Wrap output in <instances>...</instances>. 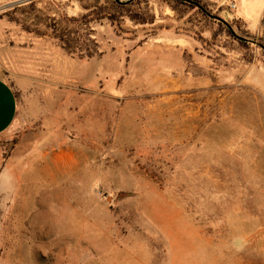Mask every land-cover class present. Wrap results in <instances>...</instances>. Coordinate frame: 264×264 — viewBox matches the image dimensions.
Returning <instances> with one entry per match:
<instances>
[{
	"label": "rangeland",
	"instance_id": "obj_1",
	"mask_svg": "<svg viewBox=\"0 0 264 264\" xmlns=\"http://www.w3.org/2000/svg\"><path fill=\"white\" fill-rule=\"evenodd\" d=\"M85 1L0 0L18 102L0 134V264H264V21L198 0L241 44L142 0L153 24L89 17L99 55L82 59L54 31L94 13Z\"/></svg>",
	"mask_w": 264,
	"mask_h": 264
},
{
	"label": "trees",
	"instance_id": "obj_2",
	"mask_svg": "<svg viewBox=\"0 0 264 264\" xmlns=\"http://www.w3.org/2000/svg\"><path fill=\"white\" fill-rule=\"evenodd\" d=\"M82 3H84V9L85 10H92L91 6L85 1L81 0ZM99 1L97 0L95 2V6H93V9L95 12L86 13L78 18H64L61 22L62 25L55 27V36L56 39L60 42L62 45V48L66 50L69 53H78V56L80 58H87L91 59L99 55L98 50V44L96 40L90 38V35L92 34V28L90 26L91 21H89V17L94 16L97 14V16H100L102 18L108 19L112 24L117 25L119 29L122 28V24L124 20H121L122 18L126 19L128 18L136 25H147V24H153L154 18L150 17L147 18L146 14H149L147 10H145V18L144 15L141 13V7L140 4L142 0H121L123 3L130 2L127 5H120L115 0H103L104 5L99 6ZM193 3H189L187 1L183 0H170V4H173V7L176 9H182L185 7H190L192 9L197 10V12L207 18L209 17L205 12H203L198 6L195 5V3L200 4L202 7H204L207 11L208 9L201 4L198 0H190ZM147 2V1H145ZM209 12V11H208ZM93 13V14H92ZM220 17V16H219ZM210 18V17H209ZM223 19L222 17H220ZM224 20V19H223ZM67 22L66 25H63V22ZM218 22V24L222 27L225 26L224 23L215 20ZM226 21V20H225ZM72 26L70 28L69 26ZM225 29L228 31L229 34L233 35L232 30H230L228 27ZM85 31L81 36H79L80 31ZM234 36V35H233ZM236 38V36H235ZM241 44H244V41L240 40ZM246 44V42H245ZM248 44V43H247ZM85 51V52H83Z\"/></svg>",
	"mask_w": 264,
	"mask_h": 264
},
{
	"label": "crops",
	"instance_id": "obj_3",
	"mask_svg": "<svg viewBox=\"0 0 264 264\" xmlns=\"http://www.w3.org/2000/svg\"><path fill=\"white\" fill-rule=\"evenodd\" d=\"M239 16L253 32L264 21V0H236ZM18 102L12 87L0 77V134L9 132L17 118Z\"/></svg>",
	"mask_w": 264,
	"mask_h": 264
},
{
	"label": "water",
	"instance_id": "obj_4",
	"mask_svg": "<svg viewBox=\"0 0 264 264\" xmlns=\"http://www.w3.org/2000/svg\"><path fill=\"white\" fill-rule=\"evenodd\" d=\"M118 4H120V5H127V4H129L131 1H133V0H131L130 2H127V3H123L121 0H115ZM183 1H187V2H189V3H193L192 1H190V0H183ZM195 5L196 6H198L203 12H205L209 17H211V18H214V19H216V20H218V21H220V22H222V23H224L230 30H232V27L230 26V24L229 23H227L225 20H223V19H221L220 17H217V16H214V15H212L211 13H209L204 7H202L200 4H197V3H195ZM233 32V31H232ZM233 35L234 36H237V34L235 33V32H233ZM238 37V36H237ZM240 40H245L244 38H241V37H238Z\"/></svg>",
	"mask_w": 264,
	"mask_h": 264
},
{
	"label": "built area",
	"instance_id": "obj_5",
	"mask_svg": "<svg viewBox=\"0 0 264 264\" xmlns=\"http://www.w3.org/2000/svg\"><path fill=\"white\" fill-rule=\"evenodd\" d=\"M233 8H234V9H237V8H238V7H237V4H234V5H233Z\"/></svg>",
	"mask_w": 264,
	"mask_h": 264
}]
</instances>
